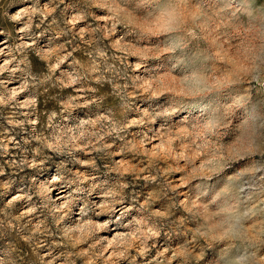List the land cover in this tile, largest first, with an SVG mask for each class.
<instances>
[{"label": "clouds", "instance_id": "9594fccd", "mask_svg": "<svg viewBox=\"0 0 264 264\" xmlns=\"http://www.w3.org/2000/svg\"><path fill=\"white\" fill-rule=\"evenodd\" d=\"M188 3L32 0L11 17L24 21L23 35L0 50L9 57L0 64L8 76L0 116L28 135L16 141L19 158L5 162L12 172L0 164V196L9 194L0 264H31L21 241L47 249L37 251L39 264H120L133 249L154 248L155 264H264V0H222L210 12ZM89 18L104 23L75 28ZM44 33L47 42L33 47ZM66 36L80 41L86 59L68 51ZM185 51L187 64L168 59ZM31 52L48 62L43 76L32 72ZM90 80L112 91L102 98ZM47 87L77 94L37 128L31 117ZM14 140L0 139V156ZM53 157L70 178L16 183ZM136 180L146 182L143 202L131 191ZM60 181L70 191L54 199ZM53 228L59 242L46 239Z\"/></svg>", "mask_w": 264, "mask_h": 264}, {"label": "rangeland", "instance_id": "374dc122", "mask_svg": "<svg viewBox=\"0 0 264 264\" xmlns=\"http://www.w3.org/2000/svg\"><path fill=\"white\" fill-rule=\"evenodd\" d=\"M48 0H40L41 6H43ZM222 0H189V3L187 7L190 11H196L200 10L203 12H210L211 9L220 6ZM32 3V0H0V41L3 39H7L10 41V46L13 44H17L20 42V38L22 35L18 33L19 24L16 20L11 19V17L19 10L24 9L26 7H29ZM66 4H73L75 6L80 5V0H65ZM238 3L241 7L244 6V0H238ZM65 5H60V8L63 9ZM59 11V9H58ZM73 12L72 8H68L65 12V16L68 17L70 13ZM26 19V18H25ZM23 22V21H22ZM24 23V22H23ZM103 21H93L91 18H89L87 21H81L79 24L75 25V28L78 30L81 27H86L88 24H92L95 26L96 24H103ZM61 27H63V22H61ZM43 31V29L37 30L38 34L39 32ZM49 35L51 33H44V35H38L37 44L33 47H39L43 44H45L48 40ZM87 38V37H85ZM62 40L67 44L68 51H72L73 48H76V51L74 53L75 56H77L80 59H86L84 56L80 45V41L73 40L71 36L63 37ZM27 43L31 44V41H26ZM192 57L191 51H185L183 53H176L173 56L168 57V59L172 62H175L178 65L187 64L189 62V59ZM28 62L30 65V68L33 73L37 75L43 76L48 71V62L44 59L43 56L37 55L35 52H31L28 56ZM2 61L0 60V64ZM64 67V66H62ZM211 71H216L215 68L210 69ZM59 75V73H57ZM4 77H8L7 73L3 77H0V79H5ZM18 83H13V85ZM13 85H9V88ZM88 86L92 88H98L97 95H101L103 98V94L110 93L112 89L105 85L103 87H100L96 82L89 81ZM75 95L77 93L73 92L72 89H66L64 91H61L59 88H40L38 90V104H37V115H33L32 119H37L38 124L37 128H39L47 119L48 113H50L53 110L58 111L59 110V101L62 100L64 97L68 95ZM26 93H22L21 98L24 99ZM105 103L107 104H113L114 100L109 95L105 99ZM8 114V110H5V116ZM29 131H31V128H29ZM19 129H16L13 131L12 126L9 125L4 118V116H0V139H4L6 142L10 140L12 137H15V140L12 141V143L8 144V149L10 152L9 156H0V164L4 165L6 173L10 174L12 172L11 168L7 167V164L5 163L8 160H11L13 157L19 158L18 153L20 152V149L16 146V141L22 142V137L27 138L28 133H20ZM35 144V142H33ZM51 156V154H48ZM29 157H31V153H29ZM116 160L122 159V157H115ZM57 158L53 157L52 159H48L45 161L43 165L40 166V169H34V170H28L26 173H21L19 177H15L16 183L21 186H32V177L35 176L37 181L39 178H50L52 175L56 174H63L66 179L71 177V172L66 171L64 169L57 170ZM136 162L133 161V164ZM69 169H71L73 166L69 165ZM79 167V166H76ZM142 167V166H141ZM85 169H81V171H84ZM88 171H91L90 169ZM147 172H141V176L146 175ZM114 175V174H113ZM22 177V178H21ZM3 179V178H0ZM89 183H92L89 181ZM145 181L143 180H136L133 182L134 187L131 189V191L139 193L141 196V202H143L144 199V193L146 192V189L144 187ZM64 186V184H61ZM70 190V189H69ZM59 191H55L53 193V198L55 199L58 195ZM9 199V194L5 193L3 196H0V208L4 206V204ZM91 199V198H90ZM158 203V202H157ZM0 219H3V216H0ZM102 219V218H101ZM118 231L120 229H117ZM49 242L51 241H57L59 242V237L55 233V229L53 228V235H50L46 238ZM168 243H171V240L168 241ZM21 245L24 248V251L22 252V258L23 260L31 261V264H39V257L37 256V251L40 255H43L47 249L44 247L38 248L37 251H33L31 247H29L26 243L21 241ZM168 245L166 244L165 247ZM157 247H159V244H157ZM155 253L156 248L152 250L151 254H143V253H137L135 249H133L130 252L129 259L121 260L120 264H147L148 261H151L152 264H155ZM22 264V261L20 262ZM79 264V262H78Z\"/></svg>", "mask_w": 264, "mask_h": 264}, {"label": "bare ground", "instance_id": "6f19581e", "mask_svg": "<svg viewBox=\"0 0 264 264\" xmlns=\"http://www.w3.org/2000/svg\"><path fill=\"white\" fill-rule=\"evenodd\" d=\"M26 8H27V7H26ZM24 9H25V8H24ZM22 10H23V9H19L14 15L19 16V15L21 14ZM16 21H17L18 24L20 25L19 28H21V27L23 26V24H24V23H23L24 21H23V22H22V20H16ZM19 28H18V29H19ZM18 33H19L20 35H23L22 32H19V31H18ZM9 47H10V41H9V40H7V39L5 38V39H3V40L0 41V50H3V51L6 52V50H7ZM7 59H9V57H8L7 55H0V60L2 61L1 64H3L4 61L7 60ZM4 75H6V73H5ZM4 78H5V79H8V77H4ZM9 85H13V83H12V84H9ZM17 86H18V84H15V85L11 86L10 88H11V89H15ZM21 95H22V94H21ZM21 95L18 97V99L23 100V99L21 98ZM10 140H11V139H10ZM91 182L93 183V181H91ZM61 184H63V181H60V182H58L57 184L53 185L55 191H59V192H58V195H59V196H63V195H65V194H67L68 191H70L69 188H67V187H65V186H62ZM90 198H91V199H96V194L93 193V195H92ZM57 203H59V201H57Z\"/></svg>", "mask_w": 264, "mask_h": 264}]
</instances>
